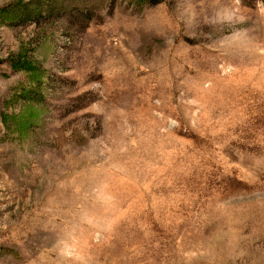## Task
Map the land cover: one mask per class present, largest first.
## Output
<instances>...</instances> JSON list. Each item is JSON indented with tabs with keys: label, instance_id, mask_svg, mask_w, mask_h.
Instances as JSON below:
<instances>
[{
	"label": "rangeland",
	"instance_id": "374dc122",
	"mask_svg": "<svg viewBox=\"0 0 264 264\" xmlns=\"http://www.w3.org/2000/svg\"><path fill=\"white\" fill-rule=\"evenodd\" d=\"M0 0V264H264V0Z\"/></svg>",
	"mask_w": 264,
	"mask_h": 264
},
{
	"label": "trees",
	"instance_id": "16d2710c",
	"mask_svg": "<svg viewBox=\"0 0 264 264\" xmlns=\"http://www.w3.org/2000/svg\"><path fill=\"white\" fill-rule=\"evenodd\" d=\"M156 1H159V0H155L154 2H156Z\"/></svg>",
	"mask_w": 264,
	"mask_h": 264
}]
</instances>
